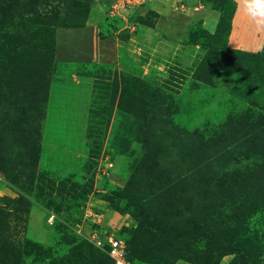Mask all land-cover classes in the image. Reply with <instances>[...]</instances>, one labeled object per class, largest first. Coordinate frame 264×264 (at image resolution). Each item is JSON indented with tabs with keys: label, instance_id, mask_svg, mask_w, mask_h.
Here are the masks:
<instances>
[{
	"label": "rangeland",
	"instance_id": "1",
	"mask_svg": "<svg viewBox=\"0 0 264 264\" xmlns=\"http://www.w3.org/2000/svg\"><path fill=\"white\" fill-rule=\"evenodd\" d=\"M32 1L0 0L1 69L14 98L11 111L0 101V259L98 264L66 243L68 235L81 249L90 246L93 229L128 242L133 235L166 263L264 264V67L239 64L243 57L229 50L238 4L169 0L191 24L185 37L163 41L154 32L162 17L154 0L124 7L93 0L78 28L42 22L81 0L37 8ZM19 2L22 11L14 8ZM98 2L108 7L98 36L122 42L112 62L96 61L111 46L86 54L78 32L62 30L87 27ZM250 20L248 38H264V11ZM139 27L151 30L134 41ZM132 78L168 95L167 123L149 125L152 103L123 83ZM22 97L23 122L13 113ZM196 186L208 194L204 205ZM145 228L203 237L231 252L215 257L187 239L165 246ZM130 262L146 264L142 255Z\"/></svg>",
	"mask_w": 264,
	"mask_h": 264
},
{
	"label": "trees",
	"instance_id": "2",
	"mask_svg": "<svg viewBox=\"0 0 264 264\" xmlns=\"http://www.w3.org/2000/svg\"><path fill=\"white\" fill-rule=\"evenodd\" d=\"M48 0H34L32 2H30L29 5H35V7H42L43 5L46 6L48 4V2H46ZM92 1L93 0H81V2H78L76 4H73L72 6H70V8L68 9V12L65 14L64 17H60L58 16V14H54L51 16H46L43 19L42 24H44L46 27H62V28H78V27H84L86 25L89 13H90V9H91V5H92ZM223 3H227V4H231V6L233 5L234 10L236 9L237 3L234 0H223ZM29 5H26L29 6ZM23 4L22 3H17L16 6H14V8H16L19 11H22L21 9L23 8ZM86 7V8H84ZM37 11V9H35ZM235 13V12H234ZM2 13H0L1 15ZM83 15V16H82ZM1 17V16H0ZM3 18V17H2ZM1 21V20H0ZM225 21V19H224ZM223 22V20H222ZM232 22H233V17L231 19V21H229V33H228V38L230 37L231 34V30H232ZM41 24V25H42ZM152 25V24H151ZM228 25V26H229ZM231 52L235 53V54H239L243 57V59H241V63L239 64H244V65H259L262 68L264 67V46L262 48L261 51L256 52V53H251V52H244V51H239V50H233V49H229ZM1 51V48H0ZM26 53V52H24ZM24 56V55H23ZM22 56V57H23ZM28 63V61H27ZM22 67H19L20 69L23 68L24 70V65L25 63H21ZM31 64V63H28ZM2 66H4V63H2L0 61V101H6L5 103L10 105V111L13 109V105H14V98L12 96V93L10 92L9 88L10 86L6 85V75L3 73V70L1 69ZM264 69V68H263ZM15 72H17V69L15 70ZM125 85L127 86L129 83H131V86H134V91L135 94H137V96L140 97V99L142 100L143 103H145V101L148 100V102L152 103V109H153V116H148L147 118L150 120L149 125H154V124H158V125H163L165 123H167L168 121L165 119L166 116V111L172 109V103L170 104L168 102L169 97L168 95L162 91L160 88H156L154 86H151L149 83L147 82H142L141 80H136L134 81V79H125L124 82ZM124 92H125V88H124ZM148 93H150L153 97L149 98V96L147 95ZM122 97H125V93L123 94ZM25 97L19 98L18 102H17V110H14L13 113L16 116L17 121H24L25 120V106L27 104V101L24 99ZM126 105L125 102L121 101V103L119 104V108L123 109V107ZM166 106V107H165ZM150 108V110H151ZM140 111V110H139ZM168 138L170 139V141H174L176 142V140L172 137V133L168 134ZM178 144V143H177ZM174 146H176V143H174ZM189 163L185 162L182 166L183 168H185V171H188L189 176L191 177H195L196 173L190 169ZM196 192L199 195L198 197V201L202 202L203 205L205 204V201L208 198V194L205 192L204 187L201 186H196ZM133 217L135 219L139 218L138 215L136 213H134L133 211H129ZM145 231V233L150 236V237H157L160 238L163 242V244L165 246H168V244H175L178 242H185L186 239L187 240H192L194 242L195 245H198L197 247L200 250H203V252H207V253H211L214 254L215 257H224L228 254H230L231 250L228 249H221V250H216L213 245L208 241L205 240L203 237H199V236H195V235H186V233H179V232H175V231H166V233H156L150 230H146V228L143 230ZM67 237V244H71L72 246L75 247V253L74 254H78V256H80V258H87V257H96L97 259H99L98 264H113V260L109 257V255L107 254L106 251L101 250L99 248H97L93 243H91L88 239V243L90 244V246H88L86 243L83 245L84 249L80 246H77L76 242L72 241L73 238H70L68 235H66ZM117 238H121V237H117ZM123 239V238H121ZM125 240V239H124ZM127 242V247H128V261L130 262L131 258L137 255H142V257L144 256L145 258V263L146 264H174L172 263V258L167 259V261H170L168 263L163 262V257L152 254V253H147L145 252L141 246L142 244H140V241H138V238L130 235V239L129 242L127 240H125ZM104 253V255H99L98 252ZM72 253V252H71ZM239 254H243V253H239ZM131 263V262H130ZM0 264H15L13 259H10L8 262H6L4 259H0ZM250 264V263H248Z\"/></svg>",
	"mask_w": 264,
	"mask_h": 264
},
{
	"label": "crops",
	"instance_id": "3",
	"mask_svg": "<svg viewBox=\"0 0 264 264\" xmlns=\"http://www.w3.org/2000/svg\"><path fill=\"white\" fill-rule=\"evenodd\" d=\"M236 3L238 4V9L232 22L233 27L230 35L229 48L251 53L259 52L263 48L264 38L260 39L256 35L248 38L249 32L247 29H249L248 23L251 22L250 19H252V16L258 17L264 11V0H236ZM105 4V2H98V4H95L92 7V12L89 17L87 27L73 30L62 29L68 32H78V36L81 37L79 43L77 44L78 50L86 54L91 53L90 51L92 47H99L100 50H105V46H111L110 51H101V53H99L101 55L98 56V59H96V61L99 63L112 62V59L114 58L113 55L115 52H118V49L121 47L122 43L118 38L101 39L98 36L97 27L102 22L100 20L102 19L101 17H103L105 10L108 9ZM151 6L157 8L162 15L161 20L159 21L154 32L160 31L159 37H161L163 41H166V39L179 40L185 37L189 25L191 24V19L190 16L184 12V10H179V12L175 13L173 11L174 5L169 0H154L151 3ZM90 28L91 30L89 32L86 31ZM134 30L137 31L134 39L135 41L136 38L139 36L142 37L144 33L147 34V32L151 29H147L145 27L143 29L139 27L135 28ZM140 31L142 32L141 34ZM233 38L236 39V44L231 42ZM94 231L95 230L92 229V233Z\"/></svg>",
	"mask_w": 264,
	"mask_h": 264
},
{
	"label": "built area",
	"instance_id": "4",
	"mask_svg": "<svg viewBox=\"0 0 264 264\" xmlns=\"http://www.w3.org/2000/svg\"><path fill=\"white\" fill-rule=\"evenodd\" d=\"M120 5L122 7L136 3L137 5L142 4V0H120ZM129 6V5H128ZM87 239L93 243L97 248L107 252L109 257L113 260V264H131L128 257V247L127 242L124 239L117 237H107L104 238L100 236L97 231L91 233Z\"/></svg>",
	"mask_w": 264,
	"mask_h": 264
}]
</instances>
